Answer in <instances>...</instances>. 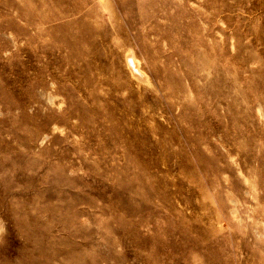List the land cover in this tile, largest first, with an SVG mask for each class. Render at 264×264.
I'll use <instances>...</instances> for the list:
<instances>
[{
    "label": "rangeland",
    "instance_id": "obj_1",
    "mask_svg": "<svg viewBox=\"0 0 264 264\" xmlns=\"http://www.w3.org/2000/svg\"><path fill=\"white\" fill-rule=\"evenodd\" d=\"M0 264H264V0H0Z\"/></svg>",
    "mask_w": 264,
    "mask_h": 264
}]
</instances>
